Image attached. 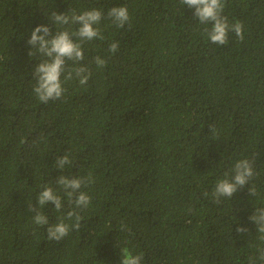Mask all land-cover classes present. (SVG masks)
Listing matches in <instances>:
<instances>
[{
  "label": "trees",
  "instance_id": "obj_1",
  "mask_svg": "<svg viewBox=\"0 0 264 264\" xmlns=\"http://www.w3.org/2000/svg\"><path fill=\"white\" fill-rule=\"evenodd\" d=\"M122 5L130 22L118 28L102 19L105 39L82 45L87 84L62 74L63 97L39 101L31 30L69 27L55 29L51 11L106 14ZM193 12L180 0H0V264H120L123 248L142 254V264L258 257L264 242L248 217L264 207V0H224L223 15L242 23L244 37L230 31L226 45L212 43L204 32L210 25ZM96 56L107 60L103 68ZM65 153L72 164L60 172L53 163ZM245 158L253 161L257 195L246 184L215 203L216 181ZM89 173L94 182L81 191L91 203L76 210L80 228L48 240L28 205L59 175ZM52 186L64 208L48 202L41 209L50 224L75 207Z\"/></svg>",
  "mask_w": 264,
  "mask_h": 264
},
{
  "label": "clouds",
  "instance_id": "obj_2",
  "mask_svg": "<svg viewBox=\"0 0 264 264\" xmlns=\"http://www.w3.org/2000/svg\"><path fill=\"white\" fill-rule=\"evenodd\" d=\"M181 4L189 9H194L193 16L200 24L210 25L205 27L204 32L208 39L217 45H226L228 43V33L234 32L236 38L240 41L243 37V25L240 21L229 24L226 16L223 15L224 0H180ZM102 19H109L116 27L121 28L130 22V16L126 5L112 6L106 14L99 8H91L81 12L74 9H68L66 12L57 13L51 11L48 20L56 26H69L63 30H56L52 33L50 27L46 24L36 25L30 33L27 44L30 45L29 57L39 55L40 61L36 63L32 78L35 80L33 92L39 101L48 103L50 100H58L63 97L65 88L61 81L64 74V80L78 79L80 85H86L91 72L89 68L80 63L84 61L83 43L94 39L104 40L105 37L98 27ZM72 25L78 27L74 31L69 28ZM119 49V42L113 41L109 44L108 52L116 53ZM2 59V58H0ZM71 61L74 67H68L66 62ZM93 62L97 67L103 68L107 60L96 56ZM209 131L215 132L214 127L210 126ZM72 160L68 153L56 156L53 167L60 172L66 165H71ZM256 175L253 169V161L247 158L236 161L231 169L225 171L223 177L218 179L212 191L214 202L219 204L221 197L231 198L238 189L243 188ZM91 173L87 176H66L59 175L54 183L49 181L41 186V190L36 197V205H28V211L34 213L32 220L37 226H47V239L59 242L69 234L72 229L78 230L83 219L77 209H84L91 203V197L82 187H87L93 183ZM52 185H57L63 189L69 206L74 205L66 214L58 217V222L50 224L49 218L41 209L48 202L54 205L57 212H62L64 203L62 198L54 190ZM248 192L251 196L257 195L254 185H250ZM208 195L207 192L204 193ZM256 226L258 239L264 242V207L254 208L253 213L248 217ZM66 221H73L71 224ZM121 230H127L126 226L121 225ZM237 233L248 232L247 227L238 226ZM258 257H249V264H264V248H259ZM120 264H142L143 255L134 254L130 250L123 248L120 250Z\"/></svg>",
  "mask_w": 264,
  "mask_h": 264
}]
</instances>
